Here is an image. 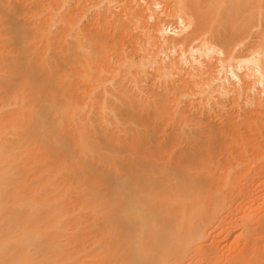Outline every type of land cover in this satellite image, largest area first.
<instances>
[{
  "label": "bare ground",
  "instance_id": "6f19581e",
  "mask_svg": "<svg viewBox=\"0 0 264 264\" xmlns=\"http://www.w3.org/2000/svg\"><path fill=\"white\" fill-rule=\"evenodd\" d=\"M70 1L0 0V264H264V0Z\"/></svg>",
  "mask_w": 264,
  "mask_h": 264
},
{
  "label": "rangeland",
  "instance_id": "374dc122",
  "mask_svg": "<svg viewBox=\"0 0 264 264\" xmlns=\"http://www.w3.org/2000/svg\"><path fill=\"white\" fill-rule=\"evenodd\" d=\"M150 1H152V2H150ZM150 1L148 0V2H147L148 5L151 6L149 9H148L149 6L146 5V4H147V3H146V4H144L146 7H145L144 5H142V6H138L139 10H141L142 7H143V11H142V12H145L146 14H148L149 10H154V8L157 6V4H159V6L161 5L160 8L157 7L158 9L156 8V9L154 10V11L157 10L156 13L152 11L154 14H156L155 16H158V17H156V19L159 18V21L162 19L161 21H163V22H165L166 19H167V21L170 20V22H173V21L176 20L175 17H174V16H175V14H174V12H173L174 10L171 8V5H166L165 3H163V2H164L163 0H161V1L159 0L160 3H162V4H160L158 1H157V3H156L155 0H150ZM154 1H155V3H153ZM230 1H231V0H230ZM230 1L227 0V2H229L228 4H230V8H231L232 6L234 7V5H233L234 2L232 3L233 0H232L231 2H230ZM235 1H236V0H235ZM215 2H216V1H215ZM240 2H241V1H240ZM240 2L238 1V2H235L234 4L237 5V4L240 3ZM149 3H152V5L149 4ZM203 3H204V5H203ZM203 3H202V5L205 6V3H208V1L206 0V2L204 1ZM236 3H237V4H236ZM241 3H242V2H241ZM114 4H115V6H114ZM154 4H155L156 6H154ZM212 4H213V6H214L215 3L213 2ZM212 4H211V2H210V5H211V6H212ZM73 5L75 6L74 1L72 0V1H70V7H71V9H74V6H73ZM111 5H113L112 7H113L114 9H115V7H116L115 10L118 11V12H117V11H115L114 9H112V10L115 12V14H116V13H120V14H121V12H122L121 10H122V9H121L120 7H118V6H116V2H113ZM117 5H118V4H117ZM206 5L210 6L209 4H206ZM239 5H240V4H238L237 6L239 7ZM163 6H164V7H163ZM208 6H206L205 8H207ZM237 6H235L236 10H238V7H237ZM240 6L242 7V4H241ZM144 7H145V8H144ZM224 7H225V6H224ZM224 7H223V10H225V12H226V10H227V13H229V12L231 11V10H229V7H228V6H227L228 9H227V8L224 9ZM118 8L121 9V10H120L121 12H119V9H118ZM208 8H209V7H208ZM239 8H240V7H239ZM231 9H232V8H231ZM205 10H207V9H205ZM228 10H229V12H228ZM234 10H235V9H234ZM234 10L232 9V12H230V13L232 14L231 16H233V14H234V17H233V18H235V16H236V18H237V16H239L240 18L238 17L237 19H234V21H233V20H232L233 18H231V16H230V19L232 20L231 22H232V23L234 22V23H235V26L238 25V24H240L239 26L242 27L243 25H241V24H242L243 21H244V16H245V14H244V16H242V18H243V20H242V19H241V16H240L241 13H240V14H239V13H233V12H236V10H235V11H234ZM239 10L242 11V10H243V7H242V9L240 8ZM239 10H238L237 12H239ZM160 11H161V13H160ZM162 11H163V12H162ZM123 12H124V11H123ZM150 12H151V11H150ZM206 12H208V11H206ZM206 12L204 11L205 16L208 17L209 14L207 15ZM242 12H244V10H243ZM87 13H88V17L86 16L85 19L83 18L82 23L87 27L88 30L90 29L88 32H91V31L94 30V29H93V28H94V27H93V23H92V20H91V18H92L91 15H92V13H93V10H91V12L89 11V12H87ZM125 13H126V12H125ZM125 13H122L121 15H118V18L121 16L120 18L122 19V18H123L122 15L124 14V19H122V20H124V21H126V22H127V21H130L131 19L133 20V18H132L131 15H128L129 17L131 16V19L128 20L129 17H128V16H125ZM126 14H129V13H126ZM130 14H131V13H130ZM170 14H171V15H170ZM235 14H237V15H235ZM242 14H243V13H242ZM242 14H241V15H242ZM223 15H224V14H223ZM116 16H117V15H116ZM205 16H204V17H205ZM209 16H210V15H209ZM211 16H212V15H211ZM211 16H210V17H211ZM225 16H227V18L229 17L228 14H225L224 17H225ZM173 17H174L175 20H172ZM207 17H205V18H206L205 22L207 23L206 25H208L209 22H210V23H215V22H216L215 25L217 24V25L223 27V26L225 25V23H226V26H227V27L225 26V27H223V28H224V29H227L228 26H229V28H228L229 32H230V33H231V32L233 33L234 30L232 31V28L234 29L235 27L232 26V23L229 24L230 22H229L228 25H227L228 20H227V21L225 20L226 22L224 21V23L221 22V20H219L220 23L218 24L217 22H219V21H218V20L216 21V19H214V18H216V17H214V18L212 17V18H213V21H212V19H210V17H209V19H208ZM126 18H127V20H125ZM171 18H172V19H171ZM228 19H229V18H228ZM230 19H229V20H230ZM238 19H241V20H238ZM122 20H121V21H122ZM157 20H158V19H157ZM171 20H172V21H171ZM208 20H211L212 22H211V21H208ZM235 20H237L238 22H241V21H242V23H238V22L236 21V22H237V24H236ZM167 21H166V22H167ZM207 21H208V22H207ZM130 22L133 23V21H130ZM175 22H176V21H175ZM131 23H130V25H131ZM222 23H223V24H222ZM234 23H233V24H234ZM134 24H135V23H133V26H136V24H135V25H134ZM174 24L176 25V23H174ZM230 25H231V26H230ZM105 26L108 27V29L105 27L104 29H107V30H104V31H105L106 33L109 34V35L107 34L108 37H110V35H111L110 38H107V37H106L107 35H106L105 32L103 31L104 34H105V37H104V38H106V40L108 41V42L105 41L107 45H108V43H109V40H110V44H111V42L113 43L114 40H116V41H120V42H124V40H125V42L122 43V44H124L123 46H125V49L129 50V51L126 50V53L129 52V53H131L132 56H137V55H135V53H136V54L138 53V52H137V46H136V45H138V44H136V43H137V42L144 41V39H145V38H143V37L145 36V35H144L145 33H144V31H143V28H140V29H139V27H138V28H137V27H134V28H133V30H134L133 32H135L134 34H136V31L138 32L136 36L140 39V40H139L138 38H136V36H134L135 38L133 37V39H132L131 36L128 37V36L124 35V33H123V35H121V38H120V35H118V34H119V33L122 34V31H120V30H118V29H117V30H113V29L110 28L109 25H105ZM131 26H132V25H131ZM204 27H205V26H204ZM230 27H231V29H230ZM136 28H137V30H135ZM223 28H222V29H223ZM238 28H239V27H238ZM92 29H93V30H92ZM138 29L140 30V32H139ZM141 30L143 31L144 34L141 33V32H142ZM86 31H87V30H86ZM107 31H108V32H107ZM118 31H119V32H118ZM169 31H170V32H169ZM176 31H178V30H176ZM174 32H175V31H174ZM174 32H173V31L171 32V30H168V32H166V36L168 35V37H169L172 33H173V34H172V36H173V35L175 34ZM229 32H228V33H229ZM116 33H117V34H116ZM139 33H140V34H139ZM230 33H229V34H230ZM232 33H231V34H232ZM104 34H103V35H104ZM125 34H126V33H125ZM155 34H157L156 36L159 37V35H158V34H159V31H158L157 33H155ZM176 34H179V33L177 32ZM113 35H114V36H113ZM112 36L115 37V38H113ZM116 36L119 37V38H117ZM122 36H123V37H122ZM132 36H133V35H132ZM174 36H176V35H174ZM124 37H125L126 39H125ZM157 37H156V38H157ZM130 38H131L132 40H131ZM108 39H109V40H108ZM119 39H120V40H119ZM157 39H159V38H157ZM238 39H239V37L236 38L235 41L238 40ZM240 39H241V38H240ZM112 40H113V41H112ZM121 40H122V41H121ZM133 40H134V41H133ZM135 40H136V42H135ZM137 40H139V41H137ZM219 40H220V39H218V40L216 39L215 41H219ZM241 40H242V39H241ZM127 41H128V42H127ZM220 41H221V40H220ZM235 41H234V42H235ZM238 41H239V40H238ZM114 42H115V41H114ZM221 42L223 43V41H221ZM221 42H218V43H220V44L222 45ZM241 42H242V41H241ZM241 42L239 41V44H238L237 42H235V43L233 44L234 46H237V44H238L239 48H236V49H240V48H242L241 45H240ZM110 44H109V45H110ZM223 44H224V43H223ZM235 44H236V45H235ZM127 45H128V47H129V49H128ZM134 45H135V46H134ZM130 46H131V47H130ZM238 46H237V47H238ZM126 47H127V48H126ZM132 49H134V50L131 51ZM239 51H240V50H239ZM134 52H135V53H134ZM117 53H118V51H117ZM114 54H115V57H118V54H117V56H116V53H114ZM114 54H113V55H114ZM133 54H134V55H133ZM204 60H206V59H204ZM206 61H207V60H206ZM211 61L214 62L215 60H211ZM211 61H208V62H211ZM213 62H211V63L213 64ZM215 62H216V61H215ZM215 62H214V64H215ZM150 70L153 71L152 68H151ZM151 71H150V72H151ZM153 73H154V71H153L152 73H150L151 75H150L149 78L147 79L148 81H146V82H148L149 84L146 83V82L144 83L145 86H146L147 88H148L149 85L151 86V84H152V82H150V81H152L151 79L153 78ZM151 77H152V78H151ZM127 85H128V84H127ZM147 85H148V86H147ZM150 86H149V87H150ZM148 89H149V88H148ZM146 91H147V90H146ZM224 99H225V98H224ZM225 100H226V101L228 100L229 102H228V101H227V102H228L229 104L231 103V101H230L231 99H230V98L228 99V97H227ZM226 101H224V104H226L225 106H227V109H228V105H229V104H228ZM225 102H226V103H225ZM231 105H232V104H231ZM229 106H230V105H229ZM230 107H232V106H230ZM230 107H229V111H228V112L231 113V114H229L228 112H227V113H224V112H221V113H220L219 111H216V112H214V114H213V118L216 117V118H215L216 120H215V119H213V120H215L216 122H221L222 120H224V119H226V118H227V119H228V118L231 119V117L233 116V117H232V119H233L234 117L238 116V115H235L236 113H238V111H235V110H237V109H235L234 107H233V109H232V108H230ZM246 107H248V108L245 109L244 107H241L242 109L239 110V112H241V113H238V114H240V115L242 116V113H244V112H245V113L248 112V113H247V116H249V118H250V115H252V118H251L252 120L250 119V122L253 123V121L255 120V121H256V124L259 123V121L257 122V120L253 118V117L256 115V111H254L256 108L253 106V109H252V110H253V113H252V112L250 113V111H252V110H250V107H251V106H246ZM243 108H244L245 111H243ZM251 108H252V107H251ZM254 108H255V109H254ZM230 109H232V110L230 111ZM247 109H249V110H247ZM233 110H234L235 112H233ZM232 112H233V113H232ZM216 113H220V114H216ZM249 113H250V114H249ZM227 114H228V116H227ZM233 114H234V115H233ZM248 114H249V115H248ZM220 115H221V117H220ZM253 115H254V116H253ZM226 116H227V117H226ZM229 116H230V117H229ZM243 116H244V115H243ZM247 116H246V117H247ZM244 117H245V116H244ZM234 119H235V118H234ZM254 125H255V124H254ZM260 125L262 126V124L259 123V126H258V124H257V125H255V127L257 126V129H258L259 127H261ZM253 127H254V126H253ZM257 129L254 128L253 130L255 131V130H257ZM263 129H264V128H263ZM261 131H262V128H261ZM256 132H258V130H257ZM263 134H264V130H263ZM256 183H257V182H255L254 184H256ZM261 192H262L261 194L264 195V191L262 190ZM261 194L259 195V197L261 196V198L258 197L257 200L255 199L256 201L254 200L255 202L252 200L254 203L251 201L250 204H252V203H253V204L250 205V206H252V207H251L252 209H257L256 211H260V212L262 213L261 210L264 209V206H263V205H260L261 207L263 206V207L261 208V207H259V206L256 205V204H257L256 202H258V201H259V202H258V205H259V203L261 204V202H262V204L264 203V202H263V200H264V199H263L264 196H262ZM258 199H259V200H258ZM262 199H263V200H262ZM254 206H255V207L257 206V207L254 208ZM258 207H259V209H260V208H261V209L258 210ZM260 212H259V213H260Z\"/></svg>",
  "mask_w": 264,
  "mask_h": 264
}]
</instances>
